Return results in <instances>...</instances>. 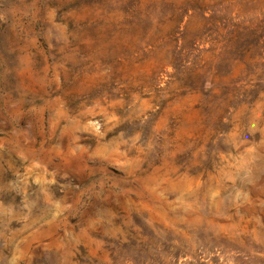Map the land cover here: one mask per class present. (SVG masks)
Listing matches in <instances>:
<instances>
[{
	"label": "rangeland",
	"instance_id": "1",
	"mask_svg": "<svg viewBox=\"0 0 264 264\" xmlns=\"http://www.w3.org/2000/svg\"><path fill=\"white\" fill-rule=\"evenodd\" d=\"M0 264H264V0H0Z\"/></svg>",
	"mask_w": 264,
	"mask_h": 264
}]
</instances>
